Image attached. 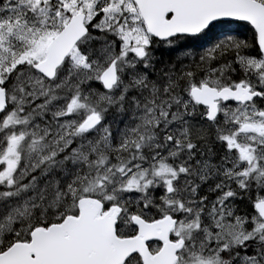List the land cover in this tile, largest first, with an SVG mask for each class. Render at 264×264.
<instances>
[{
    "label": "snow or ice",
    "instance_id": "obj_1",
    "mask_svg": "<svg viewBox=\"0 0 264 264\" xmlns=\"http://www.w3.org/2000/svg\"><path fill=\"white\" fill-rule=\"evenodd\" d=\"M0 264H264V0H0Z\"/></svg>",
    "mask_w": 264,
    "mask_h": 264
}]
</instances>
